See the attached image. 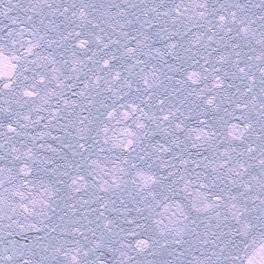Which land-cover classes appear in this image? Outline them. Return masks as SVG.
<instances>
[{
  "label": "snow or ice",
  "instance_id": "obj_1",
  "mask_svg": "<svg viewBox=\"0 0 264 264\" xmlns=\"http://www.w3.org/2000/svg\"><path fill=\"white\" fill-rule=\"evenodd\" d=\"M0 264H264V0H0Z\"/></svg>",
  "mask_w": 264,
  "mask_h": 264
},
{
  "label": "water",
  "instance_id": "obj_2",
  "mask_svg": "<svg viewBox=\"0 0 264 264\" xmlns=\"http://www.w3.org/2000/svg\"><path fill=\"white\" fill-rule=\"evenodd\" d=\"M200 2V0H176V3L177 4H183L184 6H190V7H192L193 8V10H194V6L197 4V3H199ZM102 166H107V167H110L111 165H109V164H107L106 162H102ZM33 235H39L40 233H38V232H33L32 233ZM143 259V258H142Z\"/></svg>",
  "mask_w": 264,
  "mask_h": 264
}]
</instances>
